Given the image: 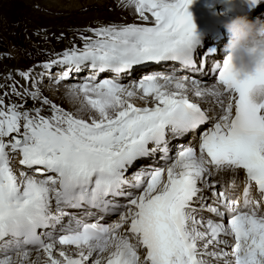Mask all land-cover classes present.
Returning <instances> with one entry per match:
<instances>
[{
  "label": "snow or ice",
  "instance_id": "snow-or-ice-1",
  "mask_svg": "<svg viewBox=\"0 0 264 264\" xmlns=\"http://www.w3.org/2000/svg\"><path fill=\"white\" fill-rule=\"evenodd\" d=\"M192 3L119 0L138 22L4 77L0 264H264V65L205 51ZM147 62L173 65L124 82ZM61 85L71 109L44 94Z\"/></svg>",
  "mask_w": 264,
  "mask_h": 264
},
{
  "label": "bare ground",
  "instance_id": "bare-ground-1",
  "mask_svg": "<svg viewBox=\"0 0 264 264\" xmlns=\"http://www.w3.org/2000/svg\"><path fill=\"white\" fill-rule=\"evenodd\" d=\"M195 2L198 1L193 0L189 12ZM118 4L119 0H0V84L5 83L4 77L11 72L13 79L18 81L17 87L25 85L27 82L17 74V69L26 70L38 65L49 59L53 52L71 46L72 42L79 46L83 29L96 26L97 22H138L134 14H130L131 9ZM220 55L218 52L217 57ZM58 71L56 68L53 73ZM63 91L61 85L56 91L45 90L44 94L65 109L73 108L74 103L63 96ZM198 102L205 108L213 106L211 98ZM28 104L32 101L29 100ZM190 141L194 142L191 135L178 144ZM171 143L175 145L174 140Z\"/></svg>",
  "mask_w": 264,
  "mask_h": 264
},
{
  "label": "clouds",
  "instance_id": "clouds-1",
  "mask_svg": "<svg viewBox=\"0 0 264 264\" xmlns=\"http://www.w3.org/2000/svg\"><path fill=\"white\" fill-rule=\"evenodd\" d=\"M223 27L228 33L225 52L237 76L244 79L264 65V19L236 15Z\"/></svg>",
  "mask_w": 264,
  "mask_h": 264
},
{
  "label": "rangeland",
  "instance_id": "rangeland-1",
  "mask_svg": "<svg viewBox=\"0 0 264 264\" xmlns=\"http://www.w3.org/2000/svg\"><path fill=\"white\" fill-rule=\"evenodd\" d=\"M8 0H6V2H7ZM8 8L11 10V12H12V9H11V6H8ZM13 13V12H12Z\"/></svg>",
  "mask_w": 264,
  "mask_h": 264
}]
</instances>
